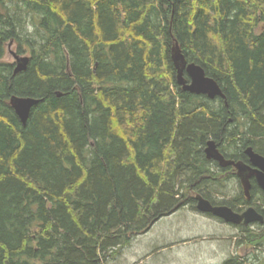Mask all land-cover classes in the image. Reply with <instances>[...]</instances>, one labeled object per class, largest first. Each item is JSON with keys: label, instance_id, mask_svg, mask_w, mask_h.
<instances>
[{"label": "trees", "instance_id": "obj_1", "mask_svg": "<svg viewBox=\"0 0 264 264\" xmlns=\"http://www.w3.org/2000/svg\"><path fill=\"white\" fill-rule=\"evenodd\" d=\"M176 46L225 98L183 89ZM14 95L39 100L25 123ZM210 139L264 155V0H0V264H107L197 194L263 212L254 188L217 196L236 169ZM238 228L264 247V224Z\"/></svg>", "mask_w": 264, "mask_h": 264}, {"label": "rangeland", "instance_id": "obj_2", "mask_svg": "<svg viewBox=\"0 0 264 264\" xmlns=\"http://www.w3.org/2000/svg\"><path fill=\"white\" fill-rule=\"evenodd\" d=\"M7 47L6 60L16 61ZM16 51V50H15ZM227 179L219 198L232 197L241 190L236 177ZM238 225L185 206L162 217L152 228L136 236L122 249L119 256L107 264H221L231 255L245 259V264H259L255 257L264 258V247H249L238 243Z\"/></svg>", "mask_w": 264, "mask_h": 264}, {"label": "water", "instance_id": "obj_3", "mask_svg": "<svg viewBox=\"0 0 264 264\" xmlns=\"http://www.w3.org/2000/svg\"><path fill=\"white\" fill-rule=\"evenodd\" d=\"M11 45L12 43L9 44V46ZM11 52L17 63L15 72L25 70L29 62V56L19 55L14 50ZM173 59L178 71V83L182 85L184 90L196 94H206L211 98L217 96L226 97L218 81L207 75L205 69L201 65L195 62L188 63L180 48L177 46L173 50ZM185 72L189 75V80L185 77ZM38 101L37 98L15 95L12 96L10 100L11 105L23 123L27 121L32 107L37 104ZM205 153L208 159L217 161L220 166H233L237 170L248 198H250V180L253 176H256L259 185L264 190V155L256 152L253 147L248 146L245 149V153L249 156L250 162L254 167L242 160L236 161L226 158L214 139H210L207 142ZM196 200V207L199 211L220 218L227 223L234 225H240L242 223L245 225L251 223L264 224V214L259 212L253 205H250L240 213L226 204L215 205L201 194L196 195Z\"/></svg>", "mask_w": 264, "mask_h": 264}, {"label": "flooded vegetation", "instance_id": "obj_4", "mask_svg": "<svg viewBox=\"0 0 264 264\" xmlns=\"http://www.w3.org/2000/svg\"><path fill=\"white\" fill-rule=\"evenodd\" d=\"M247 155V154H246ZM247 163L248 164H251V162H250V159H249V156L247 155ZM252 165V164H251ZM253 166V165H252ZM228 167H233V166H228ZM254 167V166H253ZM225 168H227V167H224V169ZM234 168V167H233ZM235 177L238 179V181H239V183H240V187H241V191H242V193L245 195V197L247 198V199H250L251 198V192H252V189L254 188V189H256V190H258V191H262L263 193H264V190L261 188V186L259 185V183H258V181H257V178H256V176H253L252 178H251V187H250V198H248L247 197V195H246V193H245V190H244V187H243V184H242V181H241V178H240V176L238 175V173H237V170H236V172H235ZM259 193V192H258ZM251 204H249V205H243V206H241V210L240 211H237V212H243L247 207H249ZM236 211V210H235ZM259 211V210H258ZM260 212V211H259ZM261 213H263L264 214V210H263V212H261ZM240 225H244V226H250V227H252V228H257V227H259V225H261V224H259V223H251V224H249V225H245V224H240ZM239 225V226H240Z\"/></svg>", "mask_w": 264, "mask_h": 264}]
</instances>
